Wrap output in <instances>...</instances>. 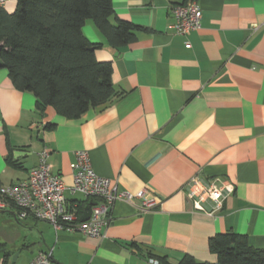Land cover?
<instances>
[{"label":"crops","instance_id":"crops-1","mask_svg":"<svg viewBox=\"0 0 264 264\" xmlns=\"http://www.w3.org/2000/svg\"><path fill=\"white\" fill-rule=\"evenodd\" d=\"M186 1L113 0L112 24L142 27L120 48L87 20L85 35L103 44L98 59L113 63L115 93L80 116L53 106L40 112L35 94L17 89L0 68L1 186L25 179L47 147L53 172L70 187L75 152L86 149L112 187L145 188L156 199L144 211L139 200H117L101 238L0 208L25 233L18 246L0 243V264L6 254L7 264H29L41 251L62 264H154L151 257L177 264L185 254L216 262L210 238L228 231L264 248V0H197L201 27L181 34L170 8ZM7 3L11 12L17 0ZM195 175L234 183L221 210L188 196L185 183ZM65 193L67 201H86Z\"/></svg>","mask_w":264,"mask_h":264},{"label":"trees","instance_id":"trees-1","mask_svg":"<svg viewBox=\"0 0 264 264\" xmlns=\"http://www.w3.org/2000/svg\"><path fill=\"white\" fill-rule=\"evenodd\" d=\"M113 15V0H17L11 12L0 6V68L8 69L17 89L35 94L40 112L53 106L67 117L80 116L115 93L113 63L98 59L103 44L85 35L84 24L93 19L119 48L134 42L142 28L123 19L112 24ZM94 202L86 197L78 203V213ZM210 246L216 262L185 254L177 264H264V248L254 247L246 235L219 233L210 238ZM156 258L166 263L164 257Z\"/></svg>","mask_w":264,"mask_h":264},{"label":"built area","instance_id":"built-area-1","mask_svg":"<svg viewBox=\"0 0 264 264\" xmlns=\"http://www.w3.org/2000/svg\"><path fill=\"white\" fill-rule=\"evenodd\" d=\"M10 1L12 0H0V6L5 7ZM170 9L175 17L174 27L178 33L186 34L192 29L201 27L203 13L197 0L177 3ZM49 151L47 147L39 151L38 164L29 171L25 179L1 187V209L14 206L18 210L17 216L21 219L33 217L51 223L56 231L64 229L71 232L78 231L89 237L101 238L111 222L110 211L117 200L134 204L139 200L142 211L154 208L156 205V199L150 197L145 188L131 192L119 191L116 187H112L108 177L99 175L95 171L90 153L86 149L75 152L76 159L71 163L73 184L67 187L61 175L53 172ZM185 184L189 197L200 195L213 203L212 212L221 210L226 198L235 189L234 183H221L219 177L204 179L195 175ZM67 189L73 194L80 193L85 197L94 198L95 202L91 205V216L88 220H82L84 212L82 215L78 213L77 201H67L65 193ZM157 259L151 257L150 261L160 264ZM29 264L56 263L51 258V251H41Z\"/></svg>","mask_w":264,"mask_h":264},{"label":"rangeland","instance_id":"rangeland-1","mask_svg":"<svg viewBox=\"0 0 264 264\" xmlns=\"http://www.w3.org/2000/svg\"><path fill=\"white\" fill-rule=\"evenodd\" d=\"M10 215L9 212L0 213V243H10L15 247L24 242L25 233L23 223Z\"/></svg>","mask_w":264,"mask_h":264},{"label":"water","instance_id":"water-1","mask_svg":"<svg viewBox=\"0 0 264 264\" xmlns=\"http://www.w3.org/2000/svg\"><path fill=\"white\" fill-rule=\"evenodd\" d=\"M0 212H3V210H0ZM91 206H89L88 208H87V210H86V212H84V215H83V217H82V220H88L89 218H90V216H91ZM17 253H15V256H14V259H16V257H17V255H16ZM51 258H52V260L56 263V264H62V263H60L59 261H57L54 257H53V255H52V253H51Z\"/></svg>","mask_w":264,"mask_h":264}]
</instances>
